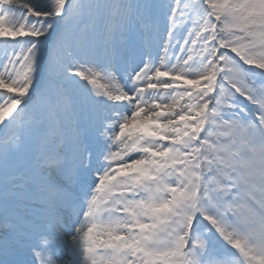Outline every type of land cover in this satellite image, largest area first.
<instances>
[{"label":"snow or ice","instance_id":"snow-or-ice-1","mask_svg":"<svg viewBox=\"0 0 264 264\" xmlns=\"http://www.w3.org/2000/svg\"><path fill=\"white\" fill-rule=\"evenodd\" d=\"M0 264H264V0H0Z\"/></svg>","mask_w":264,"mask_h":264}]
</instances>
